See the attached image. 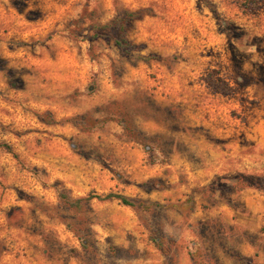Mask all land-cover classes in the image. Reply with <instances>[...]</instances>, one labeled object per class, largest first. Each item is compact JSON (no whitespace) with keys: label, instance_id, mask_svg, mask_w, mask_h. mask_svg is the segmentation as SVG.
Returning <instances> with one entry per match:
<instances>
[{"label":"rangeland","instance_id":"1","mask_svg":"<svg viewBox=\"0 0 264 264\" xmlns=\"http://www.w3.org/2000/svg\"><path fill=\"white\" fill-rule=\"evenodd\" d=\"M257 1L0 0V264H264Z\"/></svg>","mask_w":264,"mask_h":264},{"label":"trees","instance_id":"2","mask_svg":"<svg viewBox=\"0 0 264 264\" xmlns=\"http://www.w3.org/2000/svg\"><path fill=\"white\" fill-rule=\"evenodd\" d=\"M249 6L251 9L255 8L258 1L257 0H249ZM138 15L137 14H130V13H126L124 15V17L118 19L115 24L113 25V27L117 28L120 33L121 36L119 39H117L115 41L116 46L125 54L129 55L130 57L133 56L132 55V50H137L140 49L139 47H136L135 45H133L131 42L128 41V39L126 38V31H127V27L128 24L137 19ZM138 61H142L145 63H151L153 60H160L159 57H146L143 55H140L137 58ZM71 123L76 127V128H81L85 131L88 130L89 126V130H95L96 128H98L99 123L96 122L94 119L88 117V116H82V117H78L75 118L74 120L71 121ZM128 127V126H127ZM128 131L130 133H132L133 131L131 129H128ZM6 149L12 153L11 149L9 147H6ZM15 158L17 159V155H14ZM95 198L93 197H88L86 199H79V200H74L72 198H70L69 196L62 194L61 195V200L63 202V204L68 207L71 210H76V211H82L84 208H86V206L92 202ZM100 201H111V200H118L120 201L124 206L126 207H131V208H135L136 205L134 204V202L130 201L128 198L120 196V195H114V194H109L106 197H99ZM243 264H248V262L246 260H242Z\"/></svg>","mask_w":264,"mask_h":264}]
</instances>
